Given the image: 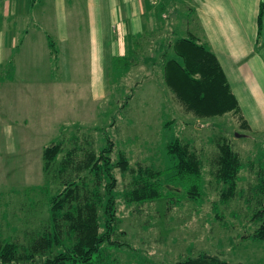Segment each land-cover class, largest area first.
<instances>
[{"label": "rangeland", "instance_id": "obj_1", "mask_svg": "<svg viewBox=\"0 0 264 264\" xmlns=\"http://www.w3.org/2000/svg\"><path fill=\"white\" fill-rule=\"evenodd\" d=\"M189 5L179 2L177 7L180 29L175 28L181 33L192 20L185 13ZM11 22L8 33L14 32ZM157 28L150 40L143 42L148 53L145 51L144 59L135 57L141 63L129 71L98 73V58L68 52L64 58L57 57L56 67L51 65L54 58L47 62L46 56L37 52L31 58L17 57L21 70L16 74L0 73V81L7 82L0 87L2 236L26 239L47 216V190L36 189L44 187L49 177L52 180L42 170L44 146L60 141L61 153L76 148L81 157L84 149L97 150L109 138L113 148L125 152L132 169L142 165L169 170L172 160L165 145L177 136L189 141L201 155L204 193L191 200L181 188L169 184L167 195L161 198L127 204L122 192L132 171L116 169L119 231L113 238L123 245L113 246L105 263L174 264L185 255L203 251L234 263L264 264V240L251 236L257 226L252 220L256 201L245 200L253 193L250 187L260 168L264 173V116H249L250 123L246 118V129L229 113L197 118L184 111L162 79L160 53L172 51L168 36L164 39L161 26ZM161 38L165 49H161ZM148 54L152 59L147 60ZM221 137L228 139L242 162L237 191L225 201L219 199L221 183L211 165ZM50 184L54 190L57 183Z\"/></svg>", "mask_w": 264, "mask_h": 264}, {"label": "trees", "instance_id": "obj_2", "mask_svg": "<svg viewBox=\"0 0 264 264\" xmlns=\"http://www.w3.org/2000/svg\"><path fill=\"white\" fill-rule=\"evenodd\" d=\"M263 12L264 0H260L256 17L258 33ZM48 43L54 50L53 40L49 38ZM167 44L172 52L161 58V75L174 101L197 118L229 113L243 128L249 129L221 65L207 43L192 31H177ZM132 52L134 56L114 57L110 67L128 69L132 61H136V49ZM146 58L150 60L152 56ZM105 140L106 144L97 150L84 149L81 157L75 153L76 148L61 153L64 148L60 141L43 147L42 170L52 180L49 177L43 183L44 187L37 186L36 189L41 192L47 190V216L26 239L6 238L0 234V264H107L105 258L111 257L108 256L110 249L123 245L113 238L119 231L116 169L121 173L132 171L129 185L122 192L123 201L127 204L161 198L167 195L169 184L181 188L191 200L200 199L204 193L201 155L189 141L177 136L167 141L166 152L172 160L169 170L142 165L134 170L125 152L113 148L109 138ZM216 144L217 154L211 165L215 166L216 181L221 183L219 199L225 201L237 191L242 162L226 137L217 139ZM262 168L256 183L250 187L253 193L245 199L248 203L252 199L256 201L252 220L257 222V226L251 236L259 241L264 240ZM164 173L169 175L163 176ZM50 181L57 183L54 190L49 188L52 187ZM174 264L243 263L226 261L202 251L185 255Z\"/></svg>", "mask_w": 264, "mask_h": 264}, {"label": "crops", "instance_id": "obj_3", "mask_svg": "<svg viewBox=\"0 0 264 264\" xmlns=\"http://www.w3.org/2000/svg\"><path fill=\"white\" fill-rule=\"evenodd\" d=\"M259 1L0 0V73L16 74L21 70L17 57L31 58L37 52L45 55L47 62L54 58L51 65L56 67L57 57L64 58V52H68L98 58L95 72H124V67L109 69L113 58L134 56L132 50L136 49V58L144 59L147 50L143 42L150 40L157 25L164 32L163 38L171 40L180 29L176 23L179 2L191 3L185 7L187 18L192 19L185 33L197 34L213 51L250 123L249 116H264V12L258 33ZM10 19L15 27L13 33L7 31ZM163 38L161 49H165ZM165 54L161 52V58ZM132 62L131 68L141 63ZM102 64L106 66L104 70ZM6 85L0 81V87Z\"/></svg>", "mask_w": 264, "mask_h": 264}]
</instances>
